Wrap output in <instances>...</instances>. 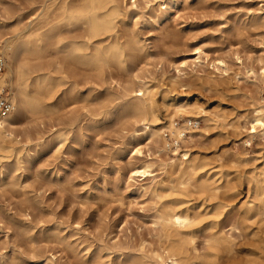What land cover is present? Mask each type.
Returning <instances> with one entry per match:
<instances>
[{
	"label": "rangeland",
	"instance_id": "rangeland-1",
	"mask_svg": "<svg viewBox=\"0 0 264 264\" xmlns=\"http://www.w3.org/2000/svg\"><path fill=\"white\" fill-rule=\"evenodd\" d=\"M117 1L126 13L117 18L115 31L121 40L137 35L144 51L131 52L122 66L104 67L101 75L77 69V74L84 71L67 79L63 103L61 93L51 98L58 106L54 112L22 117L21 127L30 136L28 154L18 165L15 159L6 163L5 178L0 174V255L7 261L133 264L134 256H145L155 264L163 231L156 223L159 198L151 186L168 183L158 163L172 155L169 147L157 151L144 136L132 138L140 125L124 112L125 99L119 95L137 76H149L157 90L173 88L182 101H197L224 117L214 130L197 131L190 141H182L181 149L192 147L218 162L237 161L235 167L247 170L246 176L264 164V131L250 136L247 130L254 108L264 103V0H156L149 6L136 0V7L132 0ZM40 4L0 0L4 30H25ZM81 30L69 26L63 32L73 37ZM195 45L203 47L207 59L196 60ZM50 53L51 59L61 55L53 49ZM177 68H184L183 73ZM71 118L75 122L69 126L70 138L58 148L51 133ZM203 125L202 120L195 128ZM136 148L142 153H135ZM142 161L154 162L153 171L130 177V162ZM17 166L16 181L9 175ZM196 193L192 191V198L198 200ZM233 219L234 213L229 214L221 227L240 240L245 251L222 264H264V248L233 229ZM207 232L202 230L195 239L200 254L207 249ZM188 264L201 263L194 257Z\"/></svg>",
	"mask_w": 264,
	"mask_h": 264
},
{
	"label": "bare ground",
	"instance_id": "bare-ground-1",
	"mask_svg": "<svg viewBox=\"0 0 264 264\" xmlns=\"http://www.w3.org/2000/svg\"><path fill=\"white\" fill-rule=\"evenodd\" d=\"M155 1L145 0V3L149 6ZM131 6H137L136 0H132ZM37 9H40L39 13L25 30L15 27L9 32L4 30L7 26L0 22V50L5 56V68L0 71V92L8 87L14 106L11 112L0 118V174L4 178L6 163L15 159L18 165L21 156L28 154L26 143L30 136L21 127L23 116L40 117L44 112H54L58 106L51 98L61 93L60 103H63V98H66L63 88L68 78L76 76L77 69L101 75L104 67L112 64L120 66L127 56H131V52L137 49L144 51L137 35L121 40L115 31L117 18L124 17L126 13L117 0H41ZM69 26H79L82 30L70 37L63 32ZM52 49L61 55L51 59ZM193 54L200 62L208 58L201 45H195ZM218 64L226 67L223 60H219ZM181 65L185 67L187 63L182 62ZM183 69L177 68L179 75ZM176 82L171 79L172 85ZM156 86L149 76H137L133 86L124 87L119 98L125 99L124 112H128L134 124L140 125L132 133V138L144 136L152 141L157 151L169 147L172 155L161 158L158 163L163 164L168 183L151 186V192L159 198L156 223L163 231L161 250L153 255L157 264H188L194 257L201 264H222L224 260L237 258L245 251L243 243L236 241V237L228 235L221 227L225 217L231 213H234L233 229H238L244 239L249 237L258 242L261 250L264 248V164L246 176L247 170L235 167L234 162L237 161H233L232 165L204 157L192 147L181 149L179 144L190 141L197 131L214 130L224 117L197 101H182L172 93L173 88L161 91ZM253 111L247 129L250 136L258 133L259 129L264 131V103ZM176 117H182L184 121H175ZM202 120L204 125L197 129L189 125L192 121L199 123ZM74 122L75 119L71 118L56 126L51 133L54 136L53 145L60 148L66 143L70 138L69 126ZM172 137L177 142L172 141ZM41 141L39 139L38 143ZM135 153H142V150L136 148ZM154 165L152 161L130 162V177H145L153 171ZM19 168L17 166L9 177L17 181L19 176L15 172ZM192 191L200 195L198 200L192 198ZM243 192L246 198L240 201ZM202 230L208 231L205 239L207 249L200 254L195 239ZM132 262L150 264L145 256H134ZM0 264L29 263L23 259L7 261L0 255Z\"/></svg>",
	"mask_w": 264,
	"mask_h": 264
},
{
	"label": "built area",
	"instance_id": "built-area-1",
	"mask_svg": "<svg viewBox=\"0 0 264 264\" xmlns=\"http://www.w3.org/2000/svg\"><path fill=\"white\" fill-rule=\"evenodd\" d=\"M5 68V56L4 54L2 53V51L0 50V71L3 70ZM14 106H13V103H12V100L10 98V90L8 87L6 88H3L2 91L0 92V118L6 116L9 112H11L13 110ZM199 123H196L195 121H192L189 123V125L191 127H195L196 125H198ZM168 134L167 136L169 137L170 134ZM172 137V141H176V139H174ZM175 142V143H176ZM173 143V144H175Z\"/></svg>",
	"mask_w": 264,
	"mask_h": 264
}]
</instances>
